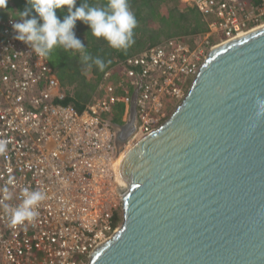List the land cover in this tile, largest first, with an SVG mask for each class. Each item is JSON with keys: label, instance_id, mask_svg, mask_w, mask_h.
<instances>
[{"label": "built area", "instance_id": "built-area-1", "mask_svg": "<svg viewBox=\"0 0 264 264\" xmlns=\"http://www.w3.org/2000/svg\"><path fill=\"white\" fill-rule=\"evenodd\" d=\"M209 20L192 43L170 39L104 74L100 94L78 111L48 59L14 39L9 19L0 32V264H87L120 225L123 200L115 164L142 136L154 132L184 99L211 49L264 27V0H183ZM120 76L117 84L110 81ZM138 89L136 131L122 148L111 123L122 105L129 119ZM173 103V104H172ZM174 111V110H173ZM9 176L14 184L8 185ZM46 195L36 219L10 227L5 209L21 203L22 189Z\"/></svg>", "mask_w": 264, "mask_h": 264}, {"label": "water", "instance_id": "water-1", "mask_svg": "<svg viewBox=\"0 0 264 264\" xmlns=\"http://www.w3.org/2000/svg\"><path fill=\"white\" fill-rule=\"evenodd\" d=\"M138 89L122 148L136 131ZM264 27L209 51L186 96L115 164L122 223L87 264H264Z\"/></svg>", "mask_w": 264, "mask_h": 264}, {"label": "clouds", "instance_id": "clouds-1", "mask_svg": "<svg viewBox=\"0 0 264 264\" xmlns=\"http://www.w3.org/2000/svg\"><path fill=\"white\" fill-rule=\"evenodd\" d=\"M9 0H0V10L7 8ZM27 7L18 13L13 21L14 39L28 45L38 57L48 59L57 48L79 55L80 63L91 69L93 66L104 72L110 60L93 57L87 47L77 38V21L90 27L91 35L104 40L110 48L127 50L134 44V30L137 19L129 6V0H107V4L97 7L89 0H26ZM67 9L68 14L61 21L57 10ZM257 115H264V99L257 97ZM7 141L0 140V153L7 150ZM8 185L14 184V177L9 176ZM21 203L5 209L10 213V227L16 228L25 221L33 222L38 213L36 209L45 200L46 195L39 189H22ZM12 199V193L6 186L0 189V202Z\"/></svg>", "mask_w": 264, "mask_h": 264}, {"label": "trees", "instance_id": "trees-1", "mask_svg": "<svg viewBox=\"0 0 264 264\" xmlns=\"http://www.w3.org/2000/svg\"><path fill=\"white\" fill-rule=\"evenodd\" d=\"M89 3L102 7L107 4V0H89ZM77 6H79V0ZM129 6L138 23L134 30V44L127 50L118 51L110 48L107 42L91 35L89 26L77 21L75 34L87 47V51L93 57L111 61L104 72H100L96 66L90 70L87 69L80 63L78 54L65 52L62 48H57L48 58L49 64L66 90L64 105L73 106L78 111H82L86 105L94 101L95 97L99 96V86L106 72L167 40L177 38L192 43L193 38L202 36L208 31L209 20L198 9L189 6L183 0H129ZM26 7V0H9L7 8L0 10V32L5 22L9 19H18L17 12L24 11ZM67 14L66 8L57 10V16L61 21ZM119 81L120 76L115 75L110 82L117 84ZM122 112V105L115 107V114L111 117L114 123H122ZM122 220V217L120 221L117 216L115 225L121 224Z\"/></svg>", "mask_w": 264, "mask_h": 264}, {"label": "rangeland", "instance_id": "rangeland-1", "mask_svg": "<svg viewBox=\"0 0 264 264\" xmlns=\"http://www.w3.org/2000/svg\"><path fill=\"white\" fill-rule=\"evenodd\" d=\"M173 104V103H172ZM175 110V109H174ZM169 113H170V115H171V113L173 112V108H170L169 110ZM118 217H119V219H120V221H121V217H122V215L121 214H118ZM120 223V222H119ZM119 225H121V224H119Z\"/></svg>", "mask_w": 264, "mask_h": 264}, {"label": "bare ground", "instance_id": "bare-ground-1", "mask_svg": "<svg viewBox=\"0 0 264 264\" xmlns=\"http://www.w3.org/2000/svg\"><path fill=\"white\" fill-rule=\"evenodd\" d=\"M243 36V35H242ZM128 151V150H127ZM124 156V155H123Z\"/></svg>", "mask_w": 264, "mask_h": 264}]
</instances>
